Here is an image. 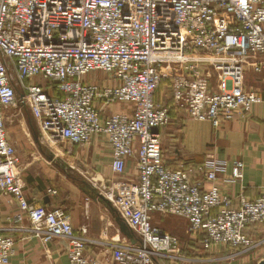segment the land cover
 Instances as JSON below:
<instances>
[{"label": "built area", "instance_id": "obj_1", "mask_svg": "<svg viewBox=\"0 0 264 264\" xmlns=\"http://www.w3.org/2000/svg\"><path fill=\"white\" fill-rule=\"evenodd\" d=\"M247 66L264 71V0H0V205L4 195L18 203L9 220L27 221L22 230L45 246L66 240L69 264H100L87 253L100 244L116 264H159L172 256L177 238L154 224L155 213L185 219L188 234L203 235L206 249H249L254 241L246 229L264 223V193L240 194L234 203L218 178L230 163L212 156L198 166V181L184 166L169 167L161 129L171 122V106L156 100L169 78L172 108L220 128L262 102L246 89ZM96 71L115 82L87 81ZM99 101L111 110L106 118ZM117 103L132 111L112 110ZM9 107L29 109L41 142L51 147L107 139L114 178L101 182V193L137 242H100L86 226L76 229L65 208L28 201L6 130ZM131 156L136 181L120 177ZM244 171L234 160L223 182L242 181ZM14 251L15 238L0 232V264H9Z\"/></svg>", "mask_w": 264, "mask_h": 264}, {"label": "crops", "instance_id": "obj_2", "mask_svg": "<svg viewBox=\"0 0 264 264\" xmlns=\"http://www.w3.org/2000/svg\"><path fill=\"white\" fill-rule=\"evenodd\" d=\"M91 75L96 77H90ZM86 79L103 84L115 82L101 71L89 74ZM35 81L42 84L39 77ZM163 82L157 90L156 100L171 104L170 85H164ZM245 86L247 90L260 95L262 102L246 114H238L234 120L220 128H214L209 121L194 120L185 114L184 117L172 108L170 124L161 129L163 158L169 166L178 165L180 160L195 161L199 166L208 161L210 156L230 163L226 173L218 172V178L221 179L224 192L234 198V203L238 202L240 194L255 199L264 193V71L256 72L251 66H247ZM98 106L102 118L110 115L111 110L102 106L100 101ZM111 109L132 111V105L117 103ZM29 122L20 120L11 135L22 160L20 179L28 201L47 209L65 208L76 229L86 226L90 237L100 242H137V237L133 241L123 232L124 221L116 206L101 193L100 182L108 183L114 178L110 167L113 155L107 139L97 136L90 144L84 146H64L61 143L60 148L65 158L58 154L56 161L67 162V155H72L78 167L82 166L79 169L82 175H91L96 183L91 185L85 182L80 185L70 174L74 169L68 170L60 164V169L50 167L52 158L46 157L42 152L41 146L44 143L41 142L39 133L35 132L33 137L30 136L33 123ZM138 147L137 143L136 151ZM33 149L38 152L31 153ZM234 160H242L245 163L244 179L234 183L223 182L224 176L230 174L231 162ZM189 172L194 181L204 178L201 172ZM137 175L136 157L131 156L127 159L125 173L120 177L136 181ZM49 189L56 190V193L49 192ZM1 202L0 232L15 238V251L9 264H69L66 240L57 239L45 246L40 240L31 237L28 231L22 230L27 221L18 223L13 219L9 220L18 211L17 201L10 195H4ZM153 222L177 238L174 249L192 258L187 264H258L264 260V223L247 227L246 233L253 239L254 244L249 249L238 252L221 245L204 249L203 235L191 237L186 220L175 215L155 213ZM176 230H180L178 237L174 233ZM108 251L109 248L104 244L87 248V253L96 256L100 264H116ZM159 262L173 264L167 259Z\"/></svg>", "mask_w": 264, "mask_h": 264}, {"label": "rangeland", "instance_id": "obj_3", "mask_svg": "<svg viewBox=\"0 0 264 264\" xmlns=\"http://www.w3.org/2000/svg\"><path fill=\"white\" fill-rule=\"evenodd\" d=\"M90 77L95 78L96 76L91 75ZM165 80L166 81H164L163 84L164 85H170L169 78H165ZM41 82L44 83V85L46 83L44 80H41ZM21 94H22L21 88L20 89L17 88V96H18V98H19V96ZM160 102L163 103V101H160ZM177 113H179L180 115L184 116L183 113H180V112H177ZM5 116H6V130H7V133H8V136H9L10 140L14 143L15 147H16V144H15L14 140L12 139L11 135H12L13 132H15L20 120H24L27 123L30 120L31 122H29V124L33 123V129L32 128L30 129L31 130V133H30L31 137H33L35 132L37 134L39 133V128H38V125H37V121L35 120V118L31 114L29 109H27V108L20 109L19 107H9V108H6V110H5ZM167 126H165L163 128H166ZM162 144H163V138H162ZM164 146H165V143H164ZM163 148H165V147H163ZM71 149H72V147H71ZM41 150H42L43 153H45L46 157L52 158V161H50V167H54V168L60 169L59 168V164H60L62 167L68 168V170L74 169L70 174H71L73 179H76V180L79 181L78 184H80V185H83V183H85V182H87L88 184H91V185L92 184H96L95 180L93 179L94 177H92L91 175H88L87 173H83V175H82L81 171L79 170L82 166L78 167L76 161L72 159V155L71 156L67 155V158H68V161L66 159L67 162H63V161L58 162V160L56 161V158H58L57 157L58 154H60V156H63L65 158V155L62 152L63 150L60 148L59 145H56L55 147H51L49 144L44 143V145L41 146ZM32 152H38V151L36 149L35 150L33 149V150H31V153ZM72 152H73V150L71 151V153ZM19 158H20V156H19ZM20 162H21L20 167L22 169V160L21 159H20ZM186 162L188 163V162H192V161H186ZM186 162L185 161L180 162L179 166H184L186 169H191L185 164ZM190 171L199 172L198 166L195 167L194 170H190ZM100 184H101V182H100ZM174 233L178 237V235H180V230H176V232H174ZM184 239H186V237ZM227 247L230 248L229 246H227ZM204 249H206V248H204ZM170 254L173 257L169 256L167 258H164V260L167 259V260L171 261L173 264H187V263H190L192 261V258L190 259L189 256H187L188 254L184 255L183 253H181V251L177 252V250H175L174 248L171 250ZM161 260H163V259H160L159 261H161Z\"/></svg>", "mask_w": 264, "mask_h": 264}, {"label": "trees", "instance_id": "obj_4", "mask_svg": "<svg viewBox=\"0 0 264 264\" xmlns=\"http://www.w3.org/2000/svg\"><path fill=\"white\" fill-rule=\"evenodd\" d=\"M166 81V80H165ZM163 82V81H162ZM43 86L44 87H46V88H48V89H50V86H51V91L52 92H54V93H56V91H55V88L49 83V82H46L45 83V85H44V83H43ZM167 105H169V106H171V115H172V110L174 109H172V100H171V104H167ZM181 162L182 161H185L186 162V160H180ZM179 161V162H180ZM198 162H195V161H192V162H186L185 164L189 167V168H191V169H187L188 171L189 170H194L195 169V167H197V164ZM169 166V165H168ZM169 167H171V168H174V169H176V168H179L180 166H179V164L178 165H171V166H169ZM257 224V223H256Z\"/></svg>", "mask_w": 264, "mask_h": 264}, {"label": "water", "instance_id": "obj_5", "mask_svg": "<svg viewBox=\"0 0 264 264\" xmlns=\"http://www.w3.org/2000/svg\"><path fill=\"white\" fill-rule=\"evenodd\" d=\"M123 232L129 236L133 241H135V236L131 232V230L128 228V226L123 222ZM258 264H264V260H261Z\"/></svg>", "mask_w": 264, "mask_h": 264}]
</instances>
